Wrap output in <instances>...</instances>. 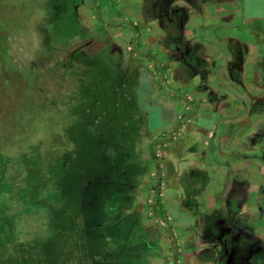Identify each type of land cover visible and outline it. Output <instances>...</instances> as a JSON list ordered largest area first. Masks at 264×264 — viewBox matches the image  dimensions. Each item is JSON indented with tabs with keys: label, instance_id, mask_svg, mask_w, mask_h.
I'll use <instances>...</instances> for the list:
<instances>
[{
	"label": "rangeland",
	"instance_id": "rangeland-1",
	"mask_svg": "<svg viewBox=\"0 0 264 264\" xmlns=\"http://www.w3.org/2000/svg\"><path fill=\"white\" fill-rule=\"evenodd\" d=\"M71 1L0 0V27L5 30L7 50L6 58L0 64V133L3 135L0 137V264H171L172 253L175 252L181 264H264V113L255 108L264 100V0L259 4H249L247 11V14L263 17L257 21L256 29L246 25L245 40L251 46L244 59L242 74L246 89L255 96L236 99L239 107L244 108L240 113L242 128H245L244 151L241 153L254 154L256 165L246 163L244 174L241 167L239 171L229 169L224 178L217 179L218 188L209 184L206 190L211 194L210 215L199 208L194 219L185 216L184 223L191 225L185 231L176 230L175 222L180 212L175 214L170 209L175 206L172 198L177 188L170 187L169 193H164L169 198L165 206L170 207L162 215V222L167 227H163L152 214L148 203L149 185L152 183L150 171L133 192L130 203L127 191L112 187L93 188L94 179H98L97 176L101 178L99 162L106 155L101 151L104 144L96 140L104 128L95 109L93 118L96 122L81 115L83 110L78 105L80 101L85 104L90 97L85 89L78 96L77 109L70 105L67 108V91L75 88L74 82L68 72L59 77L50 70L52 65L60 62V58L68 56L85 41V28L99 27L97 15L82 0L76 1L82 5L75 12L82 24H71L69 11L75 0ZM140 2L142 0H119L113 8L103 6L102 11L106 10L105 13L114 17L121 15V21L135 24L140 32H161L162 39L169 37L165 34L169 31L166 27L182 30L177 24H181L180 16L186 17V10L182 9L177 15L167 0L152 3L147 0L145 10L136 8L133 14L125 9ZM107 31V35L100 39L102 45H93L79 60V71L82 76L98 81L107 75L103 64H114L112 80L114 90L119 93L118 102L123 103L122 95L125 93L128 103H123L124 106L133 104L140 114L147 116L150 130L161 131L175 123L170 118L172 112L166 111L174 107L168 97L174 86L173 78L167 71L168 83L161 89L158 82L162 75L155 67L160 63L159 53L166 62L169 56L174 57L171 67L197 73L179 90L181 106L175 105L179 117L184 116L183 112H187V106L193 102L190 97L197 90L194 85L211 73L212 64L216 63L213 70L216 72L218 63L225 66L228 61L215 58L220 54L215 52L213 62L207 63L200 56L204 46L198 42L184 43V34L176 37L181 41L179 46L165 43L170 50L184 49L174 56L173 51L157 52V45L152 46L160 35L148 33L144 39L140 35L144 45L141 44V51L133 52V34L129 29L117 27ZM70 34L77 39L71 38ZM162 43L161 47H165L164 41ZM231 50L223 54L234 57L236 50ZM144 52L148 53L147 58L142 57ZM233 61L229 62L232 63L229 70L225 69L226 81L229 76L239 73L236 67L244 62L238 63L237 56ZM39 80L52 88L63 81L65 88L59 90V94L46 93L50 95L49 103H46L43 94L37 91L40 86L35 85ZM202 87L203 84L200 90ZM122 88L127 90L124 92ZM234 94L237 96L238 92ZM239 94L242 96L241 92ZM115 108L109 106L107 113L115 116ZM43 112L48 116H43ZM73 112L78 115L76 121L69 118ZM188 118L189 125H194V119ZM118 119L123 124L122 116ZM89 127L91 132L87 131ZM229 128L236 129V125ZM169 131L168 128L165 132ZM184 133L178 141L186 138L188 133ZM123 135L125 150L130 147L132 158L142 157L141 148L138 145L135 149L136 145L129 139L127 131ZM200 141L194 143L199 144ZM182 155L189 157L190 152H182ZM128 160L126 155L124 161ZM250 173L255 175L250 176ZM243 182L246 183L248 206L239 205L236 193L232 194V186ZM185 186L183 192L187 194L189 188ZM250 208L254 212H250ZM182 213L186 214V211ZM126 216L139 217L140 225H134L137 233L131 231L135 219L131 222ZM168 216L172 218L170 223L164 219ZM140 231L142 235L139 236ZM188 231L193 234L191 240L182 236ZM170 247L173 248L171 254L168 252Z\"/></svg>",
	"mask_w": 264,
	"mask_h": 264
},
{
	"label": "crops",
	"instance_id": "crops-1",
	"mask_svg": "<svg viewBox=\"0 0 264 264\" xmlns=\"http://www.w3.org/2000/svg\"><path fill=\"white\" fill-rule=\"evenodd\" d=\"M118 1L119 0H117V2ZM145 1L147 0H142V3L140 2L141 4L139 5L132 4L126 6L125 9L129 13L131 11L132 14L136 12V8L144 11ZM148 1H151L152 3L159 0ZM167 1L171 5L170 7L176 10L175 13H177V15L182 9L187 11L186 17H181L179 15L181 24H177L178 27H181V31L183 33H181V31L166 27L169 30L165 33L169 36L168 38L162 39L161 32L151 33L149 30H147L146 32H140L141 39L147 36L148 33L149 35H160L159 39L154 42L152 46L157 45V48H155L157 52L173 51L175 56L178 53H182L184 49L177 47V49L170 50L166 47L167 44L165 43H175L177 46H179L181 41H177L176 37L180 34H184V36H186V38L183 40L185 41L184 43L198 42L204 46V48H201L200 50L202 51L200 56L207 63H210V61L213 62L212 57L214 56L215 52H220V54L215 55V58H221L222 61L228 59L226 62L227 64L224 63L225 66L218 63L219 67L216 69V72L213 71L216 68V63H211V73L207 77H204L202 80H200L201 82H197L194 85L197 90H200L201 84H203L204 87H202L200 91L195 90V95L190 97L193 99V102L187 106L188 110L186 109L187 112L184 111L183 113L185 114L182 116L183 118L190 117L194 119V125L187 126L186 131L188 134L186 138L172 144L163 155V165L165 171L164 182H166L165 184L167 186L164 193L167 192L170 187L177 188V191L172 198L175 206H171V208L165 206L167 205V199H169L168 195L165 194L164 195L166 197L163 199V205L166 212L168 208H170L175 214L180 212V217H177L178 220L175 222L176 227L178 228H176V230L185 231L191 226L189 222L184 223L186 220H184L185 216H191L194 219L196 210L199 208L208 214V216L210 215V212H208L210 206L208 205L211 201V194L208 193V190H206L209 184L214 188H218L220 186L217 184V179L224 178L227 172L230 171L229 169H233V171L237 169V171H239L241 167V170H243L242 173L244 174L246 163H253L256 165V156L254 154H247L246 152L241 153V151H244L242 142L245 138V135H243L245 128H242L244 125L241 122L240 113L244 111V108L239 107L238 101L236 99L238 97L244 96L249 97V95L250 97L255 96L253 95V92L246 89L245 76L242 74L243 68L245 67L244 59L249 52V47L251 46V43H246L245 40L247 30L246 25L250 24L249 26H251V29H256L258 28V25L256 24L257 21L262 20L264 16L260 18V16L256 17L252 14H247V11L249 10V4H259L262 2V0ZM140 5L141 8H139ZM189 20H191V22L188 24ZM254 33L259 34L256 32ZM162 41H164L165 47L164 45L161 47V44H163ZM141 44L144 45L143 42ZM231 48L236 50V55L234 57L229 54H223V52L225 53L227 50V52L232 51ZM236 56L238 63L240 61L244 62L241 64V66L240 64L237 67L235 66L237 72L239 73L236 76L233 75V77L229 76V80L226 81L225 69L226 71L229 70V66H232V63H234L233 60ZM158 60L161 62V65H164L167 71L171 74L174 85L168 93V97L174 107L167 109L166 111L169 110L172 112L170 118H172V122L175 123H172V125L169 127L166 126L163 130H161L166 131L168 128L170 130L175 128L176 121L179 117L178 112L175 109V105L181 106V102L178 100L180 99L178 94L180 88L193 80V76L197 75V73L195 74L193 72L191 74L186 70L182 71L180 69L171 67V62L175 60L174 57L171 58L169 56V61L166 62L160 57L159 53ZM230 60L233 62L229 63ZM232 86L236 87L237 89L233 88ZM236 92H238L237 96L234 94ZM239 92L242 93V96H240ZM229 122L231 124H229ZM232 125H236V129H230L229 126ZM161 131H156L155 129L151 130V133H156V135L151 138V140L156 142L155 140L157 135L159 136ZM196 140L201 141L199 144H196L194 143ZM182 152H190V158L183 156ZM254 175L255 173H250V176ZM184 186L189 188L187 194L183 192ZM245 186V182L238 184V186H232V194L235 195L236 193L239 200V205H241V203L243 205H247ZM253 193H255V191ZM259 194L261 195L262 191H260ZM202 195H204L203 198ZM241 197L243 199H240ZM197 199H199V201ZM182 211H186V214H181ZM250 212H254L253 208H250ZM134 217V224L137 225V223H139V217ZM182 236L188 237L190 239L193 237V234L191 231H188L187 235Z\"/></svg>",
	"mask_w": 264,
	"mask_h": 264
},
{
	"label": "trees",
	"instance_id": "trees-1",
	"mask_svg": "<svg viewBox=\"0 0 264 264\" xmlns=\"http://www.w3.org/2000/svg\"><path fill=\"white\" fill-rule=\"evenodd\" d=\"M71 1V0H70ZM77 0L73 1L71 3L70 7V20L69 22L71 24L77 23L82 24V21L80 18L77 20V16H75L76 10H78V7L82 5V3L78 4L76 2ZM101 1H104L103 3H106V5H103ZM72 2V1H71ZM82 2L89 7H91L92 11L95 12L97 15L96 17V23L99 25V27H87L84 29L83 38L84 42L81 43L76 49L72 50L70 54L67 56H64L60 58V62L57 63V65H52V68L50 69L54 75H58L59 77H63L66 72L69 73V77L74 82V89L70 92L67 91V97L68 102L67 108L70 106H73L74 109H77V101L78 96H80L81 91L85 89L87 93H89V98L86 99L85 104L80 101V105H78V108L81 107L83 112L81 115H83L84 118H89L90 121L96 122L95 118H93V110L95 109L98 112V119L100 120L101 126L104 128L103 132L98 136L93 133V135L96 136V140L102 141L104 144L101 149L104 153H106L105 158L101 160L99 173L100 176H97L98 179H94V185L93 188H99L104 189L107 187L116 188L120 191H127L129 192L130 200L133 199L132 194L133 192L140 186L141 181L145 178L146 175H148V171H151V165L154 163L153 159V152L154 144L150 141L152 137L151 130L149 129L147 116H144L139 113L138 109L133 106V104H125V102L128 103V99L125 97L126 94L123 93L122 95V104L118 102V91L114 90V82L112 80V75L114 74V68L116 67L111 62L104 63V71H107V75L103 77L102 79H99L98 81H95L94 78H91L89 76H82V73L79 71L78 68V62L81 58H83V55L85 52L91 49V47L95 44L102 45L101 40L103 36L107 35V29H115L117 27H124L126 29H129L133 34V45L134 50L133 52L139 50L141 51V40H140V30L138 27L131 23V22H125L121 21L122 16L117 15V17H114L113 15H109L106 12V10L102 11L103 6L112 7L113 4L117 2V0H82ZM93 2V3H92ZM110 2V4H109ZM115 11V10H114ZM117 13V11H115ZM77 17V18H76ZM73 39H77V36H74L73 34L69 35ZM102 51V50H101ZM104 51V50H103ZM6 37H5V30L0 27V64L4 57L6 58ZM148 53H143L144 58H147ZM85 57V55H84ZM93 59L92 57H86ZM155 67L157 70H159L160 75H166L167 69L164 65H161L160 63H156ZM161 81L160 83L161 89L165 88L164 81L162 80V76L160 77ZM36 87L40 86L38 88V92L43 94V97L46 101V103H49V97L50 95L46 93L52 94L53 92L60 93L59 90H62L65 88V83L61 81L59 84H53L55 88H52L53 86L49 87L46 86L44 81L42 82L39 80L38 82H35ZM125 84H123L124 87ZM71 89V87H68ZM55 91H54V90ZM68 89V90H69ZM125 92L127 89L122 88ZM47 91V92H46ZM130 103V102H129ZM79 104V103H78ZM83 104V107H82ZM56 108V105H53ZM111 106H115V112L116 115L107 113V108ZM255 108L259 111V113H264V100L261 101L258 105L256 104ZM85 111V112H84ZM68 113V111H67ZM81 115L79 114V117L81 118ZM33 116L34 114L33 111ZM43 116H48L47 112H43ZM122 116L123 124L120 123V120L118 117ZM33 117V118H34ZM77 113L73 112L70 114L69 118L75 121L77 120ZM49 118V117H48ZM51 118V117H50ZM49 118V119H50ZM87 131L91 132V128L89 127ZM127 131L128 137L130 140H132L134 146L136 145L135 149L139 147L141 148V151L143 153L142 157H138L137 159L132 158L133 152L131 151L130 147L125 150V145H123V138L124 133ZM142 132L144 133L142 135ZM165 131L161 132V134H164ZM2 133H0V137H2ZM163 137L165 136L162 135ZM143 138V139H142ZM142 139V140H141ZM149 139V141H148ZM92 143V142H91ZM131 144V143H130ZM126 155L128 156L129 160L124 161ZM139 161H142V165L139 164ZM99 175V174H98ZM155 188V185H152V183L149 185V188ZM94 189V190H95ZM92 193V191H91ZM264 193V191H263ZM152 213L157 218L158 222H161L160 224L163 227H167L166 224H163L162 215L165 214V208L163 205V199L161 197H156L153 205L151 206ZM132 217V216H131ZM131 222L134 221L135 217L130 218ZM165 221V220H164ZM130 222V223H131ZM112 224V223H111ZM133 226H131L132 233L135 232L134 229V222L132 223ZM113 225V224H112ZM137 225H140V222L137 223ZM124 227V226H123ZM125 228V227H124ZM1 229V228H0ZM169 229V228H167ZM139 233V232H138ZM142 235L141 231L139 233V236ZM249 235V234H247ZM141 238V237H140ZM175 242H173L174 246ZM237 247V246H236ZM168 252L171 254L173 252V248H168ZM171 251V252H170ZM228 252L226 251L225 255L228 257ZM225 256V257H226ZM177 254L172 253V261L171 264H174L177 260ZM141 259L144 261V256L142 255ZM166 260V259H165Z\"/></svg>",
	"mask_w": 264,
	"mask_h": 264
},
{
	"label": "built area",
	"instance_id": "built-area-1",
	"mask_svg": "<svg viewBox=\"0 0 264 264\" xmlns=\"http://www.w3.org/2000/svg\"><path fill=\"white\" fill-rule=\"evenodd\" d=\"M162 80L164 84L168 83L166 75H162ZM175 128H172L169 132L164 134H159L154 142V153H153V167H151L150 176L152 179V185H155V188L150 187L148 203L150 207L153 205L156 197H161L163 199L165 191V182H164V172H163V151L178 141V138L185 132L187 126L190 123L189 118L187 117H178L176 121ZM153 214V213H152ZM168 220V223L172 220L170 216L164 218ZM180 252V250H179ZM174 264H181L180 260H176Z\"/></svg>",
	"mask_w": 264,
	"mask_h": 264
}]
</instances>
